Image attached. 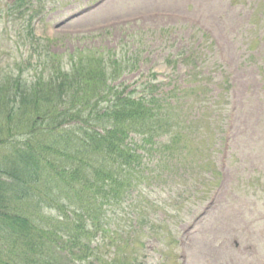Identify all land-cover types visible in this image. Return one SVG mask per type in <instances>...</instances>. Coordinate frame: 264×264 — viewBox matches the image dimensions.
<instances>
[{
    "label": "rangeland",
    "instance_id": "rangeland-1",
    "mask_svg": "<svg viewBox=\"0 0 264 264\" xmlns=\"http://www.w3.org/2000/svg\"><path fill=\"white\" fill-rule=\"evenodd\" d=\"M9 1L0 0V84L18 78L31 85L36 79L48 80L59 65L71 71L80 59L94 58L112 66L116 63L111 75L118 79L114 84L131 86L127 91L136 86L139 92L150 84L158 85L159 92L182 90L189 86L190 68L183 62L170 67L168 61H181L180 54L186 51L197 57L199 72L205 82L213 81L215 97L223 98L226 108L221 116L214 115L212 138L203 148L205 158L199 159L212 168L204 181L187 176L176 181L174 171L166 180L150 178L133 191L131 199L105 208L107 220L125 243L140 213L147 214L142 219L154 231H136L134 247L120 252L134 254L137 263L264 264V0H23L22 5ZM220 74L226 81V100L219 93ZM198 109L185 117L203 116ZM19 117L21 129L8 132L13 136L9 141L25 148L30 140L35 146L56 140L44 131L45 123L30 135L33 118ZM2 126L6 130V121L0 118ZM193 138L192 145L198 148L196 143L204 138ZM139 139L135 137L133 143L142 146ZM166 140L156 139L157 149L147 158L138 148L149 171L160 165L156 152ZM9 153L10 149L0 148V182L9 180L3 173L11 168ZM218 183L215 205L200 209ZM138 204L143 209L135 210ZM32 210L40 212L44 221L36 225L48 232L62 227L69 215L67 209L29 206L22 215H33ZM167 228L169 240L162 233ZM6 236L0 227V259L5 264H26V257L18 254L21 245ZM173 238L181 239V247ZM98 241L104 245L87 264H106L114 255L105 248L107 242ZM40 254L37 248L29 256Z\"/></svg>",
    "mask_w": 264,
    "mask_h": 264
},
{
    "label": "trees",
    "instance_id": "trees-1",
    "mask_svg": "<svg viewBox=\"0 0 264 264\" xmlns=\"http://www.w3.org/2000/svg\"><path fill=\"white\" fill-rule=\"evenodd\" d=\"M188 60L191 62V58ZM116 67V63L112 66L100 59H80L71 71L56 69L54 78L46 84L27 86L7 79L0 85V118L6 121V130L0 127V137L7 134L0 138V148L10 149L11 157V168L3 171L9 180L3 178L7 182H0L4 198L0 201V223L10 236L28 245L29 253L37 248L42 250L40 255L29 256L26 264L90 263L97 252L91 239L98 234L116 249L109 264L132 261V254L120 253L127 247L133 248L128 244L132 242L127 240V244L119 246L123 239L119 235L116 240L113 234L117 231L110 232L105 208L120 205L132 189L151 177L138 148L143 151L145 146L154 144L155 138L164 135L168 138L162 152L174 151V158H180L182 152L176 148L182 133L194 130L200 136L203 130L204 138L210 130L213 134L214 122L209 121V115L219 108L215 109L212 97L204 101L203 127L200 120L181 121V100L192 98L194 105L201 104L200 95L211 91L209 85L202 86L204 80L183 90V94L172 91L173 103L169 96L150 93L155 88L151 85L147 86L148 94L137 92L136 86L127 92L131 86L111 85L115 78L109 76ZM199 76L202 75L195 72L193 77ZM19 115L33 118L30 135L45 123L44 131L56 140L47 146H35L30 140L25 148L9 141L13 136L8 132L18 133L21 129ZM135 137L140 138L142 146L133 143ZM19 205L21 210L17 211ZM26 206L37 210L67 209L69 215L62 227L48 232L36 225L44 223L40 212L32 210L33 215H22ZM54 251L60 258L51 257Z\"/></svg>",
    "mask_w": 264,
    "mask_h": 264
}]
</instances>
